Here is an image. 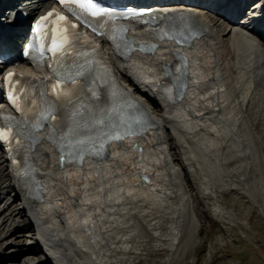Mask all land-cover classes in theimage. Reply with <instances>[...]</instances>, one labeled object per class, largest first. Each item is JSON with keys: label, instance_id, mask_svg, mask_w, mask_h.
Instances as JSON below:
<instances>
[{"label": "bare ground", "instance_id": "1", "mask_svg": "<svg viewBox=\"0 0 264 264\" xmlns=\"http://www.w3.org/2000/svg\"><path fill=\"white\" fill-rule=\"evenodd\" d=\"M2 3L7 4V7L11 4L21 5L22 8L29 12V14L36 12L40 7V4L37 6L27 0H0V5ZM230 4H234L236 6ZM238 5L239 1L237 0H225L221 3V6L224 8H231L232 6L238 8ZM214 6L216 7V5ZM6 11L8 10L4 7L1 14H8L10 10L8 12ZM174 11L177 12V10ZM160 15L161 14L158 13V16ZM192 16L202 24L204 34L197 40L198 45L193 44L189 50L199 55L198 57L195 55L193 60L196 64H198V69L202 71L200 79L205 80L208 78L210 88L203 85L201 83L203 81L197 79L196 85H194V87H192L186 95L177 99V101H160L157 96L159 94L155 93L154 90H152L151 94L154 93L155 98L150 95L147 96L142 87L137 83L139 82L140 84V78L142 82L148 81L146 75L144 74L145 68L153 70L156 66L160 67L161 62L159 60V52L156 51L142 56H140L141 54L136 53L121 61L112 59L113 68L117 75L128 84L129 88L136 95L140 98H144L152 113L157 115L156 120L153 119L157 125L149 128L144 137H136L133 140L127 139L126 142L121 145L113 144L111 153L101 160H97L94 165L93 162H91L93 160L89 159V162L92 164L89 162L81 166H75L73 164L68 166L66 164L61 168H58L59 161H54L53 154L50 155L51 157L48 156L47 149L49 150L50 147L47 146V144L41 141L37 143L35 148L32 150V154L34 159L37 161L39 168L45 162L47 166L48 163L52 164L47 171L53 175L46 178L47 184L52 185L53 193L57 195L56 202L61 203L64 215L67 214L70 218L72 217L76 222V226L80 225L82 221L87 220L89 224L86 229H94L97 236V233H99L103 235L105 234L107 239L112 236L114 237L112 233H108L107 230L109 229L106 225H109V223L113 221L112 215L116 213L119 214L121 212L118 208H120L121 205H124L125 192H129L131 186L135 187L134 184H140L141 187L144 186L145 189H143V191L146 189L149 192L157 190L159 182L161 183L162 178L166 179V176L162 175L163 177H159L161 179L160 181L158 176H155L156 174H154V172L158 171L162 165L166 166L168 172L166 174L170 175L171 171L175 167L170 164L172 161L169 159L167 152L172 155V149L175 148L178 142L185 148V152L195 165V162L197 161V154H193L191 151L195 150L199 154L198 157L206 159V157L202 155H204L203 150L208 149V143L206 140L208 141L209 139H207V137H214L216 139V137H220L218 135H221L227 139L232 137L235 139L234 141H239V143L245 141H242L243 134L240 132V127H238V124L236 123L237 115L234 114V108H236L238 103L241 101L238 97V92L240 91L238 88L239 83H237L238 85L236 84L237 81H235L234 77L239 76L237 74L240 72L242 73L244 70L240 69L239 72L237 67L238 65H236V62L241 59L250 60L253 58L254 60L255 56L256 59L254 61H260L261 65L264 66V52L261 51L258 47L257 41L254 39L258 35L257 30L255 28L248 30V33H243L239 29V26L245 25L239 23V20H228L220 15L210 16L201 12L199 14L192 13ZM0 27H2L3 30L0 31V51L4 48H11V50H13L15 47L13 36L16 35L17 32H21V30H23L22 22L18 25L14 24L6 30H4V25H0ZM240 43L247 46V52L245 55L244 52H240L238 55V49L243 46H240ZM169 49L172 50L173 48ZM238 56H240L241 59H238ZM38 72H41V69ZM160 72L163 73L162 71ZM253 72L254 71L252 70V73ZM250 74H248V76ZM240 77L241 76L238 77V82L242 81L241 79L243 75L241 79ZM134 78H136L137 81H134ZM247 80L250 82L249 79ZM247 80L244 82H247ZM249 82H247V84H250ZM247 87H249V85H247L246 88ZM255 92L256 87L254 86L250 94ZM224 93H227L226 96ZM220 120L224 121V126L221 124ZM168 123H172L176 128L179 136L178 140L173 139V135L169 134V131H167ZM41 135H44V132L41 133ZM128 141H131L132 143L134 141H140L139 144L143 145V149L140 151L132 149L129 146ZM226 144L222 145V147L228 148V146H230L229 144ZM152 149L155 150V154L156 150H158V153L160 152L163 156V159L161 155V158L158 159L159 155L157 153V161L162 159L159 163L161 164L160 166L159 164L157 165L158 162L155 161L156 158L152 159L149 154ZM246 150L247 146L243 149V151ZM126 153L130 154V156L126 155ZM6 155V151H4L0 145V197L3 196L2 192H4V195L7 196V198L3 201L4 204L0 205V214L10 211L9 214L7 213L8 216H5L3 221H1L2 223L0 222V234L7 228L11 218L13 222L12 224L15 225V230L11 231L10 228L7 234L10 233V235L16 236L19 238L17 241L22 243L16 248L11 256H7L6 251H4L5 244L4 239H2L3 236L0 237V264H5L4 262L8 264H52L48 259L39 258L41 253L39 245L27 244L24 239L25 236L30 238L27 234L29 231L34 230L36 226L28 216L24 200L25 195H22L23 190L21 188V181L10 169ZM127 156L131 158L126 160ZM154 157L156 156H153V158ZM201 165L202 164H200V166ZM119 166L127 167L128 174L130 175H128L127 181L132 180V184L134 186L130 185L131 182L126 184V180L124 181L121 177L115 176L117 174L116 169ZM97 168L101 171V177L99 178L97 177V174L95 175ZM162 169L164 170L165 168ZM143 170L151 172V175H143ZM130 172H133V175H131ZM159 172L162 174L161 172L163 171L160 170ZM137 173L139 176L142 175V178H140ZM65 174L68 178L63 177ZM143 179L145 181H143ZM163 184L165 185L168 183ZM85 185H88L89 187H85ZM164 185H162V189L166 190L167 187L164 188ZM3 189L5 190L3 191ZM136 190H131V192L136 193ZM165 190H162V192ZM138 191L141 193L140 190ZM160 191L161 190L159 189V192ZM157 192L158 191L154 194ZM169 192L170 190H168V194L166 193L169 196H171L172 193L173 195L175 193L174 190L171 193ZM144 195H146V193ZM163 196L164 195L160 197ZM18 200L19 202H17ZM22 201L23 204H20ZM83 202L88 204V208L82 206ZM41 203L42 202H37L35 203V206H40ZM118 210H120V212H118ZM90 224L92 225L90 226ZM84 225L85 224H83V226ZM64 226L65 224L62 222V227ZM101 226L103 227L102 229L100 228ZM123 226L124 225L117 227L122 231L124 230ZM22 229L26 231V233L20 232ZM85 238L87 240L86 242L94 248L95 245L92 244L91 241H95V238L91 235H86ZM94 250L96 249L94 248ZM76 253L79 255L84 254L80 249H78ZM20 254H23V256H21V260L18 261L19 259L17 260L16 258ZM66 257L71 258V255L66 254Z\"/></svg>", "mask_w": 264, "mask_h": 264}, {"label": "rangeland", "instance_id": "2", "mask_svg": "<svg viewBox=\"0 0 264 264\" xmlns=\"http://www.w3.org/2000/svg\"><path fill=\"white\" fill-rule=\"evenodd\" d=\"M253 71L248 73L249 76L247 72H242L243 75L239 71L237 75H243L240 82L239 76L234 77L236 84L239 83L241 99L234 114L243 134L242 141H245L239 143L232 137L227 139L221 135L216 139L207 137L208 149L203 150L202 155L206 159L198 157L195 150L191 151L197 154L195 165L178 142L172 149L173 156L167 152L172 161L170 164L175 167L170 175L166 174V166L159 164L163 159L161 153L150 150L151 158H156L157 165L165 168L160 167L155 172L162 170V174L154 172L155 176L163 175L166 179L161 181L159 178L161 183L157 190L151 191L153 194L147 189L143 191L145 187L140 184H134L137 190L132 186L129 192L126 190L124 205L118 208L121 212L118 210L120 213L113 215L114 224L112 221L106 225L111 230L108 233L114 235L107 254L111 264H264V66L259 63ZM246 80L250 84L244 82ZM254 86L256 92L250 94ZM151 115L156 119L157 115ZM171 125L168 123L167 131L178 140L176 128ZM226 143L230 146L222 147ZM244 146H247V152L243 151ZM160 155L162 159L157 161ZM128 156L126 160L131 158ZM116 170L115 176L127 181V167L119 166ZM143 172V175H151V172ZM129 183L133 185L132 180L126 182ZM162 185L164 188L171 186L168 190L169 193L174 190V195H167L168 190L162 189ZM2 194L0 205L7 198L4 192ZM7 213L10 211L0 214V222L8 216ZM12 223L10 218L7 228L0 234L7 256H11L22 243L16 236L7 234L10 228L15 230ZM121 225H124L122 231L117 227ZM20 232L26 233L23 229ZM97 234L106 241L105 234ZM25 237L26 241L28 237ZM95 249L100 255L102 245ZM21 256L23 254L16 259L20 261Z\"/></svg>", "mask_w": 264, "mask_h": 264}, {"label": "snow or ice", "instance_id": "3", "mask_svg": "<svg viewBox=\"0 0 264 264\" xmlns=\"http://www.w3.org/2000/svg\"><path fill=\"white\" fill-rule=\"evenodd\" d=\"M59 3L64 5L65 7L69 8L71 11H76V8H79V11L82 13H89L93 17H105V16H112L113 13L108 12L106 9L102 7H97V4L93 2V0H59ZM53 15L57 16L60 21L64 22L65 25H69L67 18L60 14L56 13L55 10L50 11L40 18V22L36 25L37 34H41V25L42 23L46 22L49 17ZM72 29H75L77 26L75 24L69 25ZM68 29L66 27H62L60 29V35L57 36L55 33L51 36V47L45 49V46L41 44L39 46V58H43L45 50L51 52L54 57L53 64L49 65L48 67L54 73L53 77H45L44 79L51 82L55 81V83L51 84V91L54 95L58 97H65L67 98V102L71 106L70 112V119L76 124L75 128H71V126H66L65 129L61 130L60 140L63 143L58 144V148L64 152L65 149L71 150L75 145H84L85 143L92 144L95 147L97 144L100 147H103L105 143L110 141L111 139L122 140L123 135L120 134L118 130H106V121L103 119V116L100 114H94L91 118H85V113L87 112V106L80 101H73L72 95L70 94L64 87L65 84H78L83 83L81 80L82 77L85 76V72L82 67L75 66L76 70L72 71V69H67L59 63V58L62 54L65 53V45L68 43V37L66 35ZM43 36H48L47 32L43 33ZM111 38V37H110ZM29 49H32L34 45L30 43L27 46ZM27 55V53H26ZM16 75L14 73H9L8 78H11ZM94 95V93H93ZM15 99H13V103H15ZM39 118L41 120H52L55 121L57 119L56 113L53 110L51 105H48L46 108L41 110L39 114ZM79 118V120H77ZM11 119V118H9ZM43 125L37 123L33 126V131L37 127H42ZM81 127L88 128L91 127L93 131H95L96 127L101 129L99 135L92 137L89 136L87 140L79 138V136H75L74 134L77 130ZM11 130L0 129V138H7V132ZM33 139L38 140L39 138L34 137ZM49 139H53V136L50 134ZM20 143V141H17ZM91 150V149H90ZM93 154H98L97 152H93ZM71 155V151H69L66 155H62L61 163L67 162V156ZM82 162V157L80 158ZM27 175V172L24 173Z\"/></svg>", "mask_w": 264, "mask_h": 264}]
</instances>
